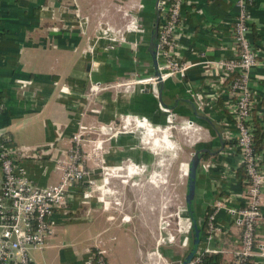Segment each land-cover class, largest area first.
Masks as SVG:
<instances>
[{"label": "crops", "instance_id": "obj_1", "mask_svg": "<svg viewBox=\"0 0 264 264\" xmlns=\"http://www.w3.org/2000/svg\"><path fill=\"white\" fill-rule=\"evenodd\" d=\"M116 1L0 0V100L4 104L0 131L14 142L46 148L40 159L23 160L30 176L40 186L59 180L51 158L65 156L79 122L86 124L88 130H98L103 124H117L126 116L147 117L157 125L162 122L159 116L165 113L151 84L128 88L117 85L121 79L155 74L149 45L142 43L144 34L127 30V42L106 50L110 42L101 40L96 44V28L78 12L84 5L109 8ZM103 11L99 20L106 18V9ZM238 13L237 0H187L182 26L176 33L174 54L188 68L184 76L166 78L163 88V101L172 107L167 112L169 115L186 116L191 123H199L205 129L207 145L204 148L210 152L207 159H202L197 174L198 223L205 220L208 210L216 211L218 202L234 207L244 205L245 185L238 176L242 164L239 152L233 148L237 135L233 122L231 135H224L226 122L233 121L231 109L226 97L212 100V85L222 75L218 61L236 54L233 30ZM250 14L251 28L247 36L258 54L250 80L258 98L254 121L264 129V0H254ZM134 42L138 43L137 49ZM93 45L90 51L88 48ZM94 83L109 87L96 91L92 88ZM194 95L204 101L203 108L197 106ZM138 122L141 129L147 130L145 135L139 128H132L98 140L109 165L129 160L151 165L141 144L146 135L148 138L151 133L155 137L159 128L149 122V126H142L145 120ZM171 147L169 144L168 149ZM203 162L211 163V167L204 168ZM96 170L94 174L99 173ZM140 172L141 169L131 167L128 175ZM124 195V199L119 197L120 207L111 204L104 208L98 198L85 199L83 194H76L69 217L56 213L54 234L43 249L32 251L34 263L89 264L98 248L107 250L109 264L153 262L154 253L148 248L151 239L158 236L157 229H161L158 194H132L133 200ZM215 220L223 231L210 242L202 231L198 250L210 246L219 252L221 249L234 252L240 245L241 228L224 207L216 212ZM257 235V246L249 264H264V193ZM186 251L188 255L191 250ZM167 252L157 250L159 257Z\"/></svg>", "mask_w": 264, "mask_h": 264}, {"label": "built area", "instance_id": "obj_2", "mask_svg": "<svg viewBox=\"0 0 264 264\" xmlns=\"http://www.w3.org/2000/svg\"><path fill=\"white\" fill-rule=\"evenodd\" d=\"M187 0H161V19L158 31L157 56L159 60L160 75L156 73L145 78H130L117 81V85L130 87L135 84H151L158 93L157 84L160 79L165 80L174 75L184 76L188 64L183 62L174 54L177 41V30L182 26L183 6ZM254 0H237L239 13L234 24V46L236 54L233 58L218 61L222 68V75L219 80L212 85V100L215 102L223 97L227 98V103L231 109L233 121L226 122L224 135H231V125L236 127V143L233 148L240 154L241 164L246 166L248 179L244 187L242 198L244 205L234 207L218 202L215 212L209 217L208 230L205 237L207 242L212 241L217 234L221 233L222 227L216 223V212L225 208L233 216L235 223L241 228V238L239 247L234 250L233 259L225 264H249L254 256L257 246V229L262 218V201L264 193V165L262 163L263 154L254 150V110L257 104V96L250 85L251 71L258 62V54L254 46L248 39L250 31L251 14L250 6ZM140 6L143 4L139 2ZM128 14V12H126ZM96 44L101 40H108L109 45L106 50L113 49L114 45L120 42H127L126 31H142L139 28V21L133 17H128L125 27L115 29L111 27L107 19H100L96 24ZM135 49L138 43L134 42ZM93 46L88 49L93 51ZM109 86L94 83L92 88L101 91ZM23 93V91H21ZM199 108L204 107V101L194 95ZM165 112H170L160 104ZM4 109V104L0 100V112ZM173 115V114H171ZM169 115V116H171ZM126 125L116 124L101 125L100 128L88 130V126L83 122L78 123V130L73 135L72 145L65 152L64 157L52 156L51 161L54 168L59 172V180L55 183L40 186L32 179L29 170L23 160L26 158L40 159L45 151L44 146L28 145L14 142L4 131H0V264H35L32 258V250L43 249L49 238L55 232L54 215L58 212L69 217L71 203L76 194H83L85 199L94 198L95 178L94 169L88 170L85 165L86 158L91 157L94 150H100L99 138H85L87 134H94L102 130L110 132L116 129L112 135L127 131V125H131L130 116L125 117ZM130 119V120H129ZM136 127L138 121L142 119L149 122L147 117L134 118ZM128 120L130 121L128 123ZM191 123V122H190ZM147 131V130H146ZM111 135V136H112ZM90 142L86 152L84 146ZM91 147V149H90ZM232 149V148H231ZM92 150V152H91ZM101 151V150H100ZM125 162V161H124ZM101 171L112 170V174L118 173V169L128 170L138 168V164L130 161L129 165L120 163L117 168L107 165L104 155L98 160ZM203 167L208 169L211 163L203 162ZM134 173L130 176H133ZM129 176V175H128ZM109 180V179H108ZM126 182V180H123ZM85 184L91 187L92 191L83 192ZM107 194H101L97 198L102 202L104 208L114 204L120 207L121 201L117 194L111 200L106 199ZM176 215L182 223L186 216L188 230H192L191 219L188 215L187 205L182 206L181 211ZM171 216H174L172 214ZM113 218V216H111ZM169 218L160 222L161 230L166 237L162 240L172 241L174 236L169 232ZM187 245L186 242H183ZM219 250L207 246L196 253L197 260L190 264H197L201 261L203 253H218ZM89 264H109L107 250L98 248Z\"/></svg>", "mask_w": 264, "mask_h": 264}, {"label": "rangeland", "instance_id": "obj_3", "mask_svg": "<svg viewBox=\"0 0 264 264\" xmlns=\"http://www.w3.org/2000/svg\"><path fill=\"white\" fill-rule=\"evenodd\" d=\"M145 0H142V6H140V0H117L116 4L106 9L105 19L108 20L111 27L119 29L125 27L128 23V17L133 16L139 21V28L142 31L139 33L144 34L142 43L144 46L149 45V41L152 35L153 23L155 18L154 11V0H146L147 4H144ZM145 1V2H146ZM102 6L97 4L92 6H82L79 8L78 12L81 16L87 17L89 24L94 28L99 21V14L102 13ZM104 12V11H103ZM128 12V14H126ZM95 24V25H94ZM146 37V38H145ZM161 107V106H160ZM164 115L160 114L161 123L152 124L158 127V133L155 137H149L142 140V150H144V155L146 158L151 159V165L145 163H136L138 168L141 169L140 173L133 176L127 175V170L118 169L117 174H112V170L101 171L94 174L96 180L94 191L91 187L85 188L83 192L92 191L95 198L101 196V194H107L106 199L111 200L113 195L117 194L118 197L124 199V194H128L126 199L133 200L132 194H158V222L163 219L169 218L170 225L168 230L173 234L174 239L172 241L162 240L166 237L163 230L157 229L158 232L157 243L155 237L150 243V252L154 253L155 260H152V264H181L182 259L187 256V249L191 250L192 243V230H188V223L183 219L182 223L179 221L178 215L181 211L182 206L186 205V195L188 191V178H189V164L195 151L200 148H204L207 145V140L205 136V129L200 126L199 123H190V119L186 116L180 114H174L169 116V113L164 111ZM132 121L131 125H127L125 129H134L136 127V122L134 118H130ZM170 121V122H169ZM126 125L127 120L124 117L119 120L116 127L119 125ZM142 126H149L148 122H145ZM162 127L167 128V131L162 132ZM142 130L143 135L146 134L145 128L138 127ZM115 130L110 132H103L99 130L94 134H87L85 138H109ZM121 133V132H120ZM171 144V148L168 149V145ZM88 146H91L90 142H86L84 146L86 152ZM103 147V146H102ZM100 147V148H102ZM166 148L164 150H159ZM91 149V147H90ZM92 152V150H91ZM103 154V149L94 150L91 153V157L86 158L85 165L88 170L100 169L98 160ZM148 163L150 162L147 160ZM133 162V161H132ZM124 165H129V161L123 162ZM135 163V162H134ZM109 165V164H107ZM121 165V164H120ZM118 164L110 165L117 168L120 166ZM109 179V180H108ZM126 180V182H123ZM121 198V199H122ZM130 200V203L134 201ZM174 214V216H171ZM151 234V233H150ZM149 234V236H151ZM186 242L187 245H184ZM185 248H184V247ZM158 248L167 250L168 252L162 254L159 257L157 254ZM39 250V249H35ZM34 251V250H32ZM161 253V252H160ZM164 255V256H163ZM149 262V264H151Z\"/></svg>", "mask_w": 264, "mask_h": 264}, {"label": "water", "instance_id": "obj_4", "mask_svg": "<svg viewBox=\"0 0 264 264\" xmlns=\"http://www.w3.org/2000/svg\"><path fill=\"white\" fill-rule=\"evenodd\" d=\"M154 9L156 11V16L155 20L153 23V30H152V35L149 43V52L153 58V62L156 66V75H160L159 71V60L157 56V49H158V42L156 40L158 36V31H159V24H160V19H161V0H155V6ZM164 83L165 80L160 79L158 84H157V89H158V99L159 102L162 106L172 109L171 106L166 104L163 101V88H164ZM156 126V125H154ZM164 128V127H162ZM204 152H210L208 148H200L197 149L194 153V155L191 158L190 164H189V178H188V191L186 195V205H187V210H188V215L191 219L192 223V229H193V234H192V243H193V248L191 249L190 253L186 256V258L182 261L181 264H190L196 253L198 252L199 245L201 242V235L202 231L199 226V223L197 221L196 217V210H195V199H196V180H197V174H198V169L202 161V154ZM96 172H101V169H97Z\"/></svg>", "mask_w": 264, "mask_h": 264}, {"label": "trees", "instance_id": "obj_5", "mask_svg": "<svg viewBox=\"0 0 264 264\" xmlns=\"http://www.w3.org/2000/svg\"><path fill=\"white\" fill-rule=\"evenodd\" d=\"M146 1V0H145ZM144 2V4H147V1ZM155 6V0H154V4ZM155 10V9H154ZM158 38L159 36H157L156 40L158 42ZM197 109V108H196ZM199 113V111H198ZM256 125V121H253V127H254V132H255V137H254V150L258 153H264V129L259 128V126ZM209 157V152H204L202 154V159H207ZM239 177L241 178L242 181H244V185L246 184V180L248 179V175H247V170H246V166L243 164L242 168L239 171ZM214 212V210H208V213L205 217V220L199 223V226L201 228V231H205V236L207 235V230H208V220L209 217L212 215V213ZM192 234H193V229H192ZM202 236V235H201ZM202 238V237H201ZM193 248V247H192ZM233 253L234 252H228L227 249H221L220 252H218L216 255L214 254H209V253H203L200 258L201 261L198 262L197 264H212L213 261H216V264H225V263H230L233 259ZM226 254H228L229 258L228 260L226 259ZM193 260H197V255H195Z\"/></svg>", "mask_w": 264, "mask_h": 264}, {"label": "bare ground", "instance_id": "obj_6", "mask_svg": "<svg viewBox=\"0 0 264 264\" xmlns=\"http://www.w3.org/2000/svg\"><path fill=\"white\" fill-rule=\"evenodd\" d=\"M141 121H143V120H141ZM141 121H140V122H141ZM128 123H129V122H128ZM138 123H139V122H138Z\"/></svg>", "mask_w": 264, "mask_h": 264}]
</instances>
